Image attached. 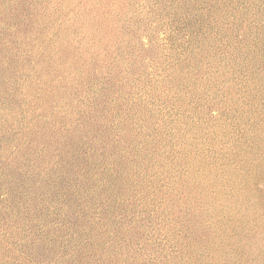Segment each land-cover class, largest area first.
Returning a JSON list of instances; mask_svg holds the SVG:
<instances>
[{"label": "rangeland", "instance_id": "1", "mask_svg": "<svg viewBox=\"0 0 264 264\" xmlns=\"http://www.w3.org/2000/svg\"><path fill=\"white\" fill-rule=\"evenodd\" d=\"M0 264H264V0H0Z\"/></svg>", "mask_w": 264, "mask_h": 264}]
</instances>
